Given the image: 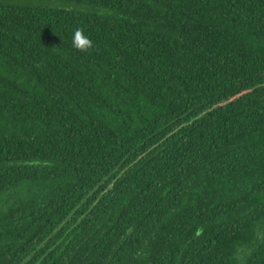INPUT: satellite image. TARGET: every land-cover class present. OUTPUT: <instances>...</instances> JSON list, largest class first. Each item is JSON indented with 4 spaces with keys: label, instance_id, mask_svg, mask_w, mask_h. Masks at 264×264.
<instances>
[{
    "label": "trees",
    "instance_id": "1",
    "mask_svg": "<svg viewBox=\"0 0 264 264\" xmlns=\"http://www.w3.org/2000/svg\"><path fill=\"white\" fill-rule=\"evenodd\" d=\"M0 264H264V0H0Z\"/></svg>",
    "mask_w": 264,
    "mask_h": 264
},
{
    "label": "clouds",
    "instance_id": "2",
    "mask_svg": "<svg viewBox=\"0 0 264 264\" xmlns=\"http://www.w3.org/2000/svg\"><path fill=\"white\" fill-rule=\"evenodd\" d=\"M72 46L81 52H87L94 47V43L85 35L83 28L77 27L72 37Z\"/></svg>",
    "mask_w": 264,
    "mask_h": 264
}]
</instances>
